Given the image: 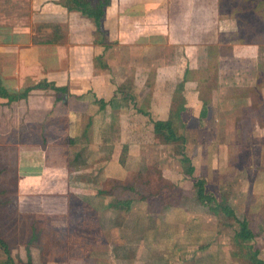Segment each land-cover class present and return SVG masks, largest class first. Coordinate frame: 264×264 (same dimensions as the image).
<instances>
[{"label": "crops", "instance_id": "0c3cea01", "mask_svg": "<svg viewBox=\"0 0 264 264\" xmlns=\"http://www.w3.org/2000/svg\"><path fill=\"white\" fill-rule=\"evenodd\" d=\"M30 1L29 14L0 18V85L9 94L0 95V114L10 124L13 113H23V130L47 129L50 116L65 120L68 145L23 142L16 162L15 125L3 126L8 188L0 193L10 203L0 205V264L103 263L96 241L79 237L89 224L73 220L79 211L71 198L95 211L105 194L97 183L126 181L133 167L149 165L142 145L159 147L158 133L167 134L156 124L165 128L177 118L187 128V113L200 119L201 131L216 134L198 142L221 181L225 169L238 166L240 134L248 144L258 140L248 149L260 156L242 168L249 183L242 198L249 229L261 231L264 242V60L258 45L236 39L239 24L224 14L229 1L87 0L105 5L100 27L69 9V0ZM146 101L147 111L136 105L140 113H129ZM59 214L68 221L53 218Z\"/></svg>", "mask_w": 264, "mask_h": 264}, {"label": "rangeland", "instance_id": "374dc122", "mask_svg": "<svg viewBox=\"0 0 264 264\" xmlns=\"http://www.w3.org/2000/svg\"><path fill=\"white\" fill-rule=\"evenodd\" d=\"M30 2L0 0V18L3 16L20 18L24 14H29L32 9ZM244 2L232 0L234 4ZM228 10L225 7L224 14L227 17L230 16ZM256 16L255 13H251L250 16L243 14L239 18L244 27L246 23H253ZM254 31V27H251L243 41L258 45L259 55L264 60V41L261 40L260 33L256 39L252 38L255 35ZM232 39V36L227 37L226 42H231ZM152 59L151 56L150 61ZM0 87L4 89L2 85ZM17 95L19 94L13 93V96ZM136 105L147 111L149 102L133 104L129 113H136ZM24 119L23 113H13L9 124L7 115L0 114V143L7 141V137H4L7 134L2 131L3 126L9 127L14 124L17 131L12 137L16 141V148L15 151L11 150L10 159L15 158L16 162L18 161L19 144L23 142L32 145L50 142L59 143L61 146L67 142L68 145V138L66 139L63 134L65 120L50 116L47 129L39 124L23 130L22 128L26 127L23 124ZM184 120L189 122L187 128L182 126L177 118L174 119V129L183 135L186 140L184 144L167 142L163 137H160V142L165 144L161 142L159 147L143 144V148L148 146L147 152L152 157L149 165L133 167L135 170L127 176L126 181L97 183L101 193L105 194L96 198L95 211L93 206L89 207L83 199L71 198L73 208L77 207L79 211L72 217L73 220L79 221L84 227H88L89 224V230L81 229L79 237L82 242L91 243L93 239L96 241L98 245L94 251L98 258H104L101 264H264L261 231L249 229L247 215L244 213L246 198H242V193L248 191L249 185L245 177L241 176L242 168L244 170L249 168L247 164L251 157L260 156L258 150L248 149L251 143L257 144L258 140L248 144L252 139L245 141L243 138H247L248 134L246 132L244 136L240 134L238 166L225 169L222 178L224 180L221 181L222 175L217 174V169L213 172V167L205 164L206 151L205 148L204 150L200 148L198 142L204 137L209 141L215 138L216 134H208L205 129L201 131L200 119H195L191 113L185 114ZM53 152L55 151L49 150V153ZM107 153L105 154L110 156V150ZM5 154L6 151L0 148V158H6ZM126 154L125 152L122 155L123 158ZM212 154H216L215 151H212ZM233 162L236 163L237 160ZM212 166L216 168L215 165ZM0 170V189L6 190L8 173L5 166L0 165ZM165 175L170 176L171 180L164 178ZM199 180L205 185V197L202 200L198 194L201 185ZM13 182L10 183L11 186L9 185L10 189H13L15 183ZM4 196L0 193V205L10 203ZM234 198L235 200L241 198L239 204L235 203ZM126 202H130V205H126ZM56 210L54 208L53 211ZM230 212L234 215H229ZM53 218L59 223L64 219L68 221L67 216L65 218L61 214ZM245 223L246 228L243 227ZM243 234L251 236L244 238ZM107 240H111L112 246L102 243Z\"/></svg>", "mask_w": 264, "mask_h": 264}, {"label": "trees", "instance_id": "16d2710c", "mask_svg": "<svg viewBox=\"0 0 264 264\" xmlns=\"http://www.w3.org/2000/svg\"><path fill=\"white\" fill-rule=\"evenodd\" d=\"M229 3L225 5L229 10V12L232 14L233 18H235L239 24V31H238V40L243 41L247 37V31L250 30L251 27H254L255 35L252 38H257L259 36V33L261 34V40L264 41V0H244V4H234L232 3V0H228ZM69 2L73 3V5H69V9H76L80 10L85 16H88L89 18H92L95 20L98 27L101 26L102 17L104 15V7L105 5H92L91 1L87 0H69ZM251 13H255L257 16L255 17L256 20L253 23H246V26L243 27L241 24V18H239L241 15L246 14L248 16L251 15ZM257 27V28H256ZM252 33V32H250ZM251 35V34H250ZM242 39V40H241ZM255 39H251L252 41ZM245 42V41H243ZM56 90V89H55ZM30 91L27 90L25 93L10 97L11 101L19 100L21 98H24L27 96V93ZM59 91H64L63 89H60ZM0 95L6 98H9V94L4 89H1L0 87ZM144 114L146 113L144 110L142 111ZM157 131H161L163 129L167 130V134L165 133H158L159 137H163V139L167 142L173 141V142H181L185 143V138L183 135L177 133V131L174 129V122L169 123L165 128H163L161 123L156 124ZM191 171V175H192ZM201 185L199 186V199H204L205 197V185L203 181L199 180ZM126 205H130V202H126ZM229 215H234L233 212H230ZM243 227H247V224L245 223ZM251 234H243V237H250ZM5 264H14L13 261L8 260V263Z\"/></svg>", "mask_w": 264, "mask_h": 264}]
</instances>
